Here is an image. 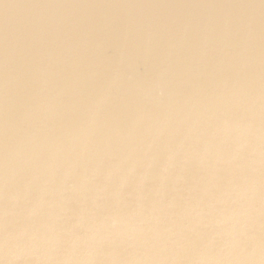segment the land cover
Returning a JSON list of instances; mask_svg holds the SVG:
<instances>
[{"label": "water", "instance_id": "water-1", "mask_svg": "<svg viewBox=\"0 0 264 264\" xmlns=\"http://www.w3.org/2000/svg\"><path fill=\"white\" fill-rule=\"evenodd\" d=\"M0 264H264V0H0Z\"/></svg>", "mask_w": 264, "mask_h": 264}]
</instances>
